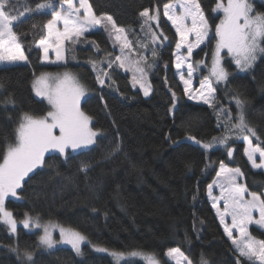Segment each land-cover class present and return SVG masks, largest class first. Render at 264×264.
I'll list each match as a JSON object with an SVG mask.
<instances>
[{
  "label": "trees",
  "instance_id": "obj_1",
  "mask_svg": "<svg viewBox=\"0 0 264 264\" xmlns=\"http://www.w3.org/2000/svg\"><path fill=\"white\" fill-rule=\"evenodd\" d=\"M43 1L25 0V7L35 9ZM88 1L96 14L112 16L133 41L143 42L147 32L140 12L146 8L153 14L160 12L153 22L161 41L151 70L152 91L145 96L118 63L107 67L122 45L107 21L75 43L68 41L63 64L42 62L36 46L46 34L52 11L26 14L14 26L27 61L0 65V162L7 147L16 142L21 116H42L50 109L33 91L34 78L43 71L71 70L78 75L88 92L82 111L92 118L90 126L99 135L88 148L67 149L63 155L47 153L44 163L25 177L17 195L5 199L4 206L18 225L11 234L0 220V264H26L25 252L34 254L33 264H115L109 254L94 250L92 243L114 250L148 251L162 264H174L165 252L176 246L194 264H252L235 251L208 197V185L223 162L243 169L249 190H264V171L253 169L244 154L246 132L233 128L241 111L236 99H240L245 123L255 132L252 142L264 148V53L258 52L252 66L241 72L224 52L227 79L213 81L216 92L210 104L193 101L175 71L178 35L162 11L171 0ZM249 1L252 14H264V0ZM217 2L199 0L212 32L194 54L205 55L207 65L215 48V25L221 19L215 11ZM135 51L141 55L142 48ZM105 71L109 75L100 84L98 77ZM224 133L229 138L220 145ZM190 137L213 139L216 145L205 149ZM82 165L89 166L86 172ZM26 214L81 231L88 238L82 254L69 246L43 249L41 231L21 224ZM250 232L264 240L263 228L252 225ZM123 264L145 263L134 258Z\"/></svg>",
  "mask_w": 264,
  "mask_h": 264
},
{
  "label": "snow or ice",
  "instance_id": "obj_2",
  "mask_svg": "<svg viewBox=\"0 0 264 264\" xmlns=\"http://www.w3.org/2000/svg\"><path fill=\"white\" fill-rule=\"evenodd\" d=\"M179 5L180 13H176V6ZM66 5V9L64 7ZM52 9L53 18L47 22L45 28L47 35L39 41V47L43 49L45 60L48 59L50 48H54L57 60H63L64 43L65 41L76 40L83 36L85 32L93 29L96 25H100L107 21L111 24L112 29L116 32L115 39L120 41L122 55H118L112 60L107 67L111 68L113 64L123 68L126 62L129 61V56L124 55L127 49L131 51L132 42L127 40L125 29L118 28L113 21L112 16L103 15L97 16L93 11L88 0H79L77 7L74 0H63V4L59 11H56L52 0H45L43 3H38L35 9L26 8L24 12L18 15L12 14V0H0V62L14 63L17 61H26L19 37L13 30L17 23H21L26 14L40 13L42 10ZM81 10L83 12L81 13ZM216 10H222L224 18L219 24L215 25V35L219 38L216 43L214 53L213 66L211 76L217 82L227 79L228 73L220 64V52L222 49H227L228 53L235 59L236 66L245 70L252 66L257 58V53H264V14L252 15L253 8L248 3V0H227L223 3L218 0ZM163 15L172 22L176 33L180 39L177 43V49L187 46V57L177 55L176 68L179 70L184 63L191 57L194 47H199L208 36L210 25L205 17L204 11L201 8L199 0H177L176 4H164ZM140 16L144 18V26L152 27V22L159 18V11L155 14H150L149 9H144L140 12ZM190 19L191 25L187 23ZM63 22V30L57 27V22ZM195 35V42L189 40V36ZM162 35V34H161ZM152 43L155 44L160 37L156 33H151ZM166 40L167 37L165 36ZM140 47H147L145 44H140ZM155 56L156 52L153 51ZM146 57H141L135 61L137 67L135 72L139 74L133 76V86L139 84L143 89L144 95L147 96L151 91V87L146 83V74L143 67H140L141 61L146 62ZM193 66L187 65L188 79H184L181 73V80L185 85V92H188V86L191 84L193 75ZM108 72H104V76L108 77ZM99 79L100 84H104V79ZM37 95L45 96L51 105V111H48L44 116L36 117L28 113L21 116L20 123L16 130V143L9 145L3 154V162L0 163V220L10 226V230L15 233L17 229V221L13 219V214L4 208L6 197L17 195V189H21L22 182L29 173L37 169L44 163L45 153L49 150H56L63 155L66 149L71 148L77 150L95 143V139L99 135L98 131H94L90 127L92 118L86 115L80 108V98L84 95V89L78 84L75 78L64 73L63 77H57L55 83H49L48 74H42L37 78L35 85ZM201 89H207V95L201 94L193 96V99H204L205 103H211L209 96H214L215 90L212 88L211 82L206 80L201 83ZM198 92L200 90H197ZM174 95V94H173ZM243 101L236 99L237 107L241 109L238 116V123L233 125V128L239 129L241 132L247 130L249 135L243 136L246 142L245 155L250 161L254 169H264V148L258 144L253 145L251 136H255L253 129L249 128L245 123L242 106ZM227 114V110H224ZM193 141L195 137H190ZM228 137L225 136L219 142L226 144ZM196 143H200L196 141ZM203 148L212 147L211 144H203ZM233 149H228V156L231 157ZM259 154V163L256 159V154ZM88 165H82V170H88ZM240 169H228L223 162H220V171L218 177H223V181H214L208 185L209 196L213 200V207H217L218 201H224V211L219 212L220 221L225 223L224 217L231 216V226L225 225V232L232 238L233 229H238L240 239H232V243L239 252L240 257L247 258L252 264H264V240H255L248 233V225L255 223L257 225L264 224V196L257 193H247V188L237 183V177L242 176ZM218 183L221 189L219 197L212 196L214 185ZM247 193L250 199L245 198ZM259 213V219H254L253 211ZM25 228L41 227L38 222L33 221L30 217L23 220ZM53 226H44L43 235L39 237L41 245L47 248H53L57 241L52 238L50 230ZM61 243L71 245V248L80 255L81 245L87 241V238L80 232L72 229L60 228ZM98 251H107L106 249H97ZM179 254L186 264H191V261L183 257V253L179 248L170 249L167 253L169 257ZM119 261L123 258V253H112ZM135 256L138 253H131ZM26 264H33V254L31 252L24 253ZM148 264H158L154 256L145 257ZM177 264H181L177 260ZM202 264H207L202 261Z\"/></svg>",
  "mask_w": 264,
  "mask_h": 264
},
{
  "label": "rangeland",
  "instance_id": "obj_3",
  "mask_svg": "<svg viewBox=\"0 0 264 264\" xmlns=\"http://www.w3.org/2000/svg\"><path fill=\"white\" fill-rule=\"evenodd\" d=\"M16 2H18L19 3V5H16L15 3H13L12 2V14L13 15H18L20 12H24L25 11V9H26V7H25V0H16ZM43 2H45V1H43ZM43 2H41V3H43ZM52 2H53V4H54V8H55V10L56 11H59L60 10V8H61V5L63 4V0H52ZM222 2L223 3H227V0H222ZM74 3L76 4V6L78 7L79 6V0H74ZM88 3H89V1H88ZM169 3H172V4H176L177 3V0H171V1H169V2H167V3H165V4H169ZM248 3L250 4V1L248 0ZM90 4V3H89ZM251 5V4H250ZM164 6V5H163ZM64 7H65V9H66V5H64ZM45 10H50V11H52V9H45ZM92 11H93V9H92ZM162 11H163V8H162ZM180 8H179V5L177 4V6H176V13L177 14H179L180 13ZM215 11L217 12V13H220L221 14V19H220V21L224 18V13H223V11L222 10H216V7H215ZM83 12V10H81V13ZM94 12V11H93ZM149 12H150V10H149ZM157 11H155V13H156ZM95 13V12H94ZM154 13V14H155ZM96 14V13H95ZM150 14H153V13H150ZM159 14H160V12H159ZM97 16H103V15H98V14H96ZM252 15H254V14H252ZM206 17V16H205ZM53 18V16L51 17V19ZM166 19H167V17H165ZM207 18V17H206ZM50 19V20H51ZM158 20H159V18H158ZM157 20V21H158ZM168 20V19H167ZM157 21H153L154 23H156ZM169 22H170V24L172 25V22L170 21V20H168ZM220 21H219V23H220ZM153 22H152V27L151 28H149V27H147L146 26V29H147V32H145L144 33V39H143V42H141L140 41V38L138 39V40H135V41H133L132 39H130L129 38V35L125 32V34H126V37H127V40L128 41H131L132 42V45H131V51H129V50H127L126 49V51H124V55H128L129 56V61L128 62H126V65H125V67H123V68H121L123 71H129L130 73H131V77H132V85H133V76L134 75H136L137 76V78H139V74L138 73H136L135 72V68L137 67V65L135 64V61H137V60H139L141 57H146L147 59H146V62H144V61H141V63H140V67H143L144 68V71H145V74H146V83L147 84H149L150 85V87H151V81H150V79H151V70L155 67V65H156V61H155V56H153L152 55V52L153 51H155L156 53H157V47H158V43L161 41V36H160V33H159V31L157 30V29H155V27H154V25H153ZM187 23L189 24V26L191 25V21H190V19L187 21ZM208 23H209V20H208ZM218 23V24H219ZM143 24H144V20H143ZM101 25V24H100ZM100 25H96L93 29H91V30H95V29H97V28H100ZM209 25H210V23H209ZM173 26V25H172ZM57 27L58 28H60V30L62 31L63 30V22L62 21H59V22H57ZM173 28L175 29V27L173 26ZM13 30H14V28H13ZM91 30H89V31H91ZM88 31V32H89ZM176 31V30H175ZM156 33V35L157 36H159L160 37V39L155 43V44H153L151 41H152V36H151V33ZM211 32H212V29H211V26H210V28H209V32H208V36L206 37V39H205V41L202 43V44H200V46L199 47H194L193 48V51H192V55H191V57L184 63V65L182 66V68L181 69H177L176 68V62H177V60H176V58H177V55H180L181 57H187L188 56V53H187V46L185 45L184 47H182L181 49H177V47H176V49H175V51H174V65H175V71H176V75L178 76V78H179V80L181 81V83L183 84V87H184V89H185V85H184V83H183V80H181V73H183V75H184V79H188V76H187V65L190 63L192 66H193V69H194V71H193V75H192V77H191V84L188 86V92H185L186 93V96H187V98L188 99H190V100H193V101H197V102H203V103H205V101H204V99H193V98H191V97H193V96H199V95H201V94H204V95H207V89H201V83L202 82H204L205 80H206V78L208 79V81H210L211 82V85H212V88L215 90V85L213 84L214 82L213 81H216L215 80V78L214 77H212L211 76V69H212V66H213V59H214V53H215V50H216V43H217V40L219 39L218 37L216 38V41H215V48H214V50H213V52H212V56H211V61H210V64L209 65H207V62H206V56L204 55V56H195V54H194V52L198 49V48H200L201 46H203L206 42H207V40L209 39V37H210V35H211ZM85 33H87V32H85ZM47 35V29H46V34L44 35V37ZM178 35V34H177ZM44 37H42V38H44ZM41 38V39H42ZM40 39V40H41ZM179 39H180V37H179V35H178V40H177V43L179 42ZM40 40H38L37 42H36V46H38L39 47V41ZM189 40L191 41V42H195V35L194 34H192V35H190L189 36ZM67 42L68 41H65V43H64V52H63V56H64V59L63 60H57V58H56V52H55V49L54 48H50L49 49V52H48V59L47 60H45V58H44V52H43V49L42 48H40L41 49V60H42V62H44V63H50V64H63V63H66V61H67ZM120 42L123 44V39L122 40H120ZM20 43V42H19ZM135 43H136V45H137V47L135 48ZM140 44H145V45H147V47H140L139 45ZM20 45H21V43H20ZM177 45V44H176ZM21 48H22V46H21ZM139 48H142V53H141V55L139 54V53H137L135 50H138ZM22 50H23V48H22ZM23 52H24V50H23ZM224 52H227L228 53V51H227V49H222L221 50V52H220V64H221V66L223 67V65H222V60H223V57H224ZM24 54H25V52H24ZM229 54V53H228ZM119 55H122V52H120V54ZM230 55V54H229ZM26 56V55H25ZM232 58H233V56L232 55H230ZM234 59V58H233ZM27 61V60H26ZM26 61H17V62H14V63H9V62H0V65H9V64H15V63H23V62H26ZM234 61H235V59H234ZM224 68V67H223ZM241 72L242 71H246L247 69H245V70H241V69H239ZM69 73V74H71L74 78H75V80L78 82V84L80 85V86H82L83 87V89H84V95L80 98V108H81V102H82V100L84 99V97L87 95V89H86V87H85V85L82 83V81L80 80V78L78 77V75L77 74H75L73 71H71V70H63V71H61V72H50V71H43V72H41L40 74H38V75H36V77L34 78V81H33V91H34V95L36 96V97H39V98H42V99H45L47 102H48V100H47V98L45 97V96H39V95H37V92H36V87L34 86L35 85V82H36V80H37V78L38 77H40L42 74H48V76H49V83L50 84H53L54 85V83H55V79L57 78V77H63V74L64 73ZM100 77H101V79H104L105 78V76H104V74L102 73L101 75H100ZM135 86H138V87H140L139 86V84H136ZM141 90H142V92H143V94H144V91H143V89L141 88ZM197 90H200L199 92L197 91ZM151 91H152V87H151ZM151 91L149 92V94L151 93ZM215 92H216V90H215ZM215 92H214V96H215ZM148 94V95H149ZM214 96H209L208 97V99L212 102V100H213V98H214ZM48 104H49V102H48ZM50 105V104H49ZM52 109H51V105H50V109H49V111H51ZM81 110H82V108H81ZM240 113V112H239ZM239 113H238V116H239ZM42 116H44V115H42ZM37 117H41V116H37ZM239 122V121H238ZM91 127V126H90ZM95 131V130H94ZM243 132H246V135H249L250 136V133H248V131L247 130H245V131H243ZM225 136H227L225 133L224 134H222V139L225 137ZM245 136V135H244ZM228 137V136H227ZM229 138V137H228ZM243 138V137H242ZM195 141H198V140H195ZM215 140H205V141H199L200 142V145H203V144H211L212 145V147L213 146H215L216 145V143L214 142ZM245 142V141H244ZM16 143V142H15ZM246 143V142H245ZM253 143V142H252ZM14 145V144H13ZM220 145H223V144H220ZM246 145V144H245ZM253 145H255V144H253ZM89 146H91V145H88V146H86V147H82V148H80V149H77V150H81V149H85V148H88ZM247 146V145H246ZM211 148V147H210ZM68 149H71V148H68ZM67 150V149H66ZM72 150V149H71ZM77 150H73V151H77ZM52 151H56V150H49L48 152H46L45 153V155L47 154V153H49V152H52ZM245 154V153H244ZM246 156V155H245ZM246 158H247V156H246ZM256 159H257V162L259 163V154L257 153L256 154ZM249 161V160H248ZM3 162V160L0 162V163H2ZM249 163H250V161H249ZM224 165L226 166V168H228V169H240V171H241V173H243V175L242 176H238L237 177V183H239V184H242V185H244L246 188H247V193H257V194H259V195H262V196H264V190L263 191H261V192H258V191H251V190H249L248 189V187L246 186V183H245V181H244V172H243V169L240 167V166H232V165H228V164H226V163H224ZM250 165H251V163H250ZM41 166V165H40ZM252 167V166H251ZM253 168V167H252ZM254 169V168H253ZM35 170V169H34ZM33 170V171H34ZM261 170H263L264 171V169H261ZM220 171V166H219V169H218V172ZM217 172V173H218ZM223 177H218L217 176V174H216V176L214 177V179L211 181V183L210 184H213V182L214 181H223ZM209 184V185H210ZM247 193L245 194V198L246 199H250L251 197L250 196H248L247 195ZM221 195V189H220V187H219V185H218V183L216 184V185H214V187H213V190H212V196H215V197H219ZM11 196V195H10ZM208 197H209V199H210V201H211V203H212V205H213V200L211 199V197L209 196V191H208ZM7 198V197H6ZM4 208H5V206H4ZM6 209V208H5ZM214 209H215V211H216V213H217V215H218V210H219V212H223L224 211V201L223 200H220V201H218V204H217V207H214ZM7 211H9L8 209H6ZM11 212V211H10ZM27 217H30L33 221H35V222H38L40 225H41V227H39V228H37V227H29V228H25V229H27V230H40L41 231V235H43V228H44V226H55V227H51L50 228V230H51V232H52V238H53V240L54 241H57V243L54 245V247L53 248H55V247H58V246H69V247H71V245H69V244H66V243H61L60 241H61V236H60V228L62 227V228H64V229H72V230H75V231H78V232H80L82 235H84L86 238H87V236L85 235V234H83L81 231H79V230H77V229H75V228H72V227H70V226H67V225H64V224H62V223H60V222H57V221H55V220H53V219H46V220H43V219H41L39 216H33V215H27ZM218 217H219V219H220V216L218 215ZM253 217H254V219H259V213H258V211H256V210H254L253 211ZM14 219V218H13ZM224 219H225V223L224 224H222V227H223V229H225V225H228V226H231V223H232V221H231V216L230 215H226L225 217H224ZM2 221V220H1ZM23 222V221H22ZM21 222V224L23 225V223ZM221 222V221H220ZM2 223L6 226V228H7V230H8V232L9 233H11V234H15V233H13L11 230H10V226L8 225V224H6L4 221H2ZM18 225V224H17ZM252 225H256V226H259V227H261V228H263L264 229V224H262V225H257V224H255V223H252V224H249L248 225V229H247V231H248V233L250 234V236L252 237V238H254L255 240H257V241H259V240H261L260 238H257V237H255V236H253L252 235V233L250 232V227L252 226ZM225 231V230H224ZM233 231V236H232V238H230L228 235V237L231 239V241H232V239H237V240H239L240 239V233H239V231H238V229H233L232 230ZM227 234V233H226ZM87 241H88V238H87ZM86 241V242H87ZM84 243H82V245H83ZM82 245H81V248H82ZM234 246V245H233ZM41 247L43 248V249H49V248H47V247H45V246H43V245H41ZM92 248L94 249V250H96L97 252H101V253H106V254H109L111 257H112V259L114 260V262H115V264H123V263H125V262H127V261H129V260H131V259H134V258H138V259H141L145 264H148V262H147V260H146V258L145 257H147V256H154L155 257V259L158 261V264H162L161 263V261H160V259L159 258H157L153 253H151V252H148V251H144V250H130V251H122V250H114V249H110V248H108L107 246H105V245H102V244H97V243H92ZM173 248H179L180 249V252L181 253H183V257H186L187 258V260H189V261H191V259L189 258V256L186 254V252L184 251V250H182L180 247H171V248H169V249H167L166 250V252H165V256L170 260V261H172L174 264H177V260H180L181 261V264H186V262L183 260V258L179 255V254H177V255H174V256H172V257H169L168 255H167V253H168V251L170 250V249H173ZM234 248H235V246H234ZM50 249H52V248H50ZM97 249H106L107 251H98ZM16 251H18L17 249H16ZM235 251L237 252V254L239 255V252L236 250V248H235ZM114 252H116V253H123V258L122 259H120L119 261L117 260V258L116 257H114L113 255H112V253H114ZM131 253H138V255H135V256H133V255H131ZM33 254V253H32ZM23 256H24V253H23ZM25 258V257H24ZM33 259H34V254H33ZM243 259L247 262V263H252V262H250L249 260H247V258H244L243 257ZM191 264H194L192 261H191ZM243 264V263H242Z\"/></svg>",
  "mask_w": 264,
  "mask_h": 264
},
{
  "label": "crops",
  "instance_id": "obj_4",
  "mask_svg": "<svg viewBox=\"0 0 264 264\" xmlns=\"http://www.w3.org/2000/svg\"><path fill=\"white\" fill-rule=\"evenodd\" d=\"M246 144V143H245ZM245 148H246V145H245ZM244 153H245V149H244Z\"/></svg>",
  "mask_w": 264,
  "mask_h": 264
},
{
  "label": "water",
  "instance_id": "obj_5",
  "mask_svg": "<svg viewBox=\"0 0 264 264\" xmlns=\"http://www.w3.org/2000/svg\"><path fill=\"white\" fill-rule=\"evenodd\" d=\"M233 154V153H232Z\"/></svg>",
  "mask_w": 264,
  "mask_h": 264
}]
</instances>
